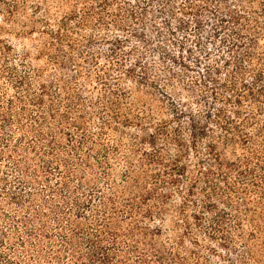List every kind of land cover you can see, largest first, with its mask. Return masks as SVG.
<instances>
[{
    "label": "trees",
    "instance_id": "1",
    "mask_svg": "<svg viewBox=\"0 0 264 264\" xmlns=\"http://www.w3.org/2000/svg\"><path fill=\"white\" fill-rule=\"evenodd\" d=\"M0 264H264V0H0Z\"/></svg>",
    "mask_w": 264,
    "mask_h": 264
}]
</instances>
